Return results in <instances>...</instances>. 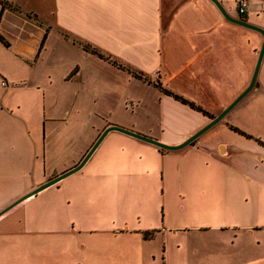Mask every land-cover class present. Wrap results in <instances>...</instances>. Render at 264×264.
I'll list each match as a JSON object with an SVG mask.
<instances>
[{
    "label": "crops",
    "instance_id": "crops-1",
    "mask_svg": "<svg viewBox=\"0 0 264 264\" xmlns=\"http://www.w3.org/2000/svg\"><path fill=\"white\" fill-rule=\"evenodd\" d=\"M53 1L52 25L29 18L31 9L17 0L0 1V81L7 82L0 86V211L48 180L56 147L66 154L58 167L62 173L82 160L110 124L177 145L248 89L219 122L182 148L164 149L118 131L117 146L125 152L121 162H113L100 142L80 169L47 189L57 185L69 198L83 186L123 191L134 211L110 230L136 233L147 228L137 224L149 178L147 182L163 187L164 198H171L178 188L176 197L186 200L180 208L194 219L238 221L197 226L204 235L221 232L241 243L245 233L256 240V251L262 245L264 252V222H259L264 219V146L257 140L264 138V51L250 85L262 33L228 20L212 0ZM218 1L229 16L264 30V0H248L243 13L238 12L239 0ZM51 33L77 49L80 40L85 41L143 77L108 60L83 78L77 63L63 81L78 80L77 91L91 96L90 109L84 115L80 106L65 110L61 118L67 129L46 131V92L52 81L50 73L35 72L51 48ZM60 48L59 53H66V46ZM89 55L84 52V59ZM157 83L213 117L165 93ZM75 96L72 102L78 104ZM117 96L124 110L130 102L131 110L137 107L143 113L131 111L137 118L96 125L95 119L111 114L108 101ZM79 100L81 105L80 95ZM77 122L91 130H68ZM112 131L104 138L114 135ZM95 157L104 162L92 163ZM115 171L127 178L109 179ZM45 189L0 214V264H101L74 259L76 248H85V243H76V228L35 223L30 203Z\"/></svg>",
    "mask_w": 264,
    "mask_h": 264
},
{
    "label": "rangeland",
    "instance_id": "rangeland-1",
    "mask_svg": "<svg viewBox=\"0 0 264 264\" xmlns=\"http://www.w3.org/2000/svg\"><path fill=\"white\" fill-rule=\"evenodd\" d=\"M17 1L23 7L31 9L26 15L34 19L36 23L42 21L49 25L53 24V0ZM49 38L51 48L47 57L44 58V55L43 60L36 64L35 72L36 76L41 72L50 73L52 81L50 89L46 92L48 97L45 130H66L61 118L62 113L65 110L71 112L74 109L75 111V108L80 106L84 115L86 110L90 109L91 96H89V92L77 91L75 84H78V80L74 81L73 79L72 84L63 81L64 74L74 73L78 63L81 76L84 78L85 74H90L92 70L94 72L96 68H101L102 63L108 60L93 52L91 45L85 41L80 40L79 51L70 42L58 40L53 33ZM60 46H66V53H59ZM84 52L90 53L88 59H84ZM133 91L142 93V90L139 89H133ZM74 95H76L75 102L78 104L72 102ZM78 95L81 98V105L80 100L76 101ZM113 100L108 101L111 102V114L107 113L106 116L95 119L96 125L100 126L104 120L118 121L121 118L129 119L130 117L135 119L137 111L142 113L144 111L143 109L137 110V107L131 110L130 102L126 104L127 110H124L123 103L118 96ZM131 111H135V114H131ZM71 129L88 132L91 127L84 122H77L70 125L68 130ZM112 132L114 135L104 138L105 134L100 140L101 143L103 142L101 148L109 149L106 155H111L113 162H121L125 152L117 146L118 131ZM257 138L264 141V138L260 136ZM112 146L114 147L112 148ZM51 156L53 161L50 166L54 168L48 172V180L61 173L58 167L61 166L66 154L60 153L56 147ZM103 162L104 159L99 157L92 160V163ZM108 177L112 180L127 178L120 171H115ZM147 181L149 178L146 179V183H148L146 205L141 223L137 224L140 228H147L137 230L136 233L110 230L113 227H119L123 219L132 216L134 211V206L130 205L134 203L123 197V191L114 192L99 188L95 190L93 187L83 186L75 190V196L69 198V195L65 196L56 185L49 189L46 188L45 192H42L30 203V207H33L36 224L44 221V227H74L77 229L76 243H85V248H76L74 253V259L79 262L94 261L101 264H264L263 246L258 247L256 251L254 237L243 233L242 241L239 243L233 241L231 237H226L225 233L215 232L218 235L209 236L200 231V227L210 223L224 225L226 222L235 224L238 221L233 219H194L183 211V206L180 208L183 203L185 205L186 200L176 197L178 188H175L173 195L168 199L161 195L163 187L154 186ZM136 204L140 205L139 202ZM259 222H264V219ZM219 237H223V241H220ZM251 243L253 244L251 245Z\"/></svg>",
    "mask_w": 264,
    "mask_h": 264
},
{
    "label": "water",
    "instance_id": "water-1",
    "mask_svg": "<svg viewBox=\"0 0 264 264\" xmlns=\"http://www.w3.org/2000/svg\"><path fill=\"white\" fill-rule=\"evenodd\" d=\"M216 5L217 7L219 8V10L222 12V14L225 16V18H227L228 20H231L233 22H236V23H239V24H242L244 26H248V27H251L253 29H256L258 30L259 32L262 33L263 35V38H264V30L257 27V26H254V25H251V24H248L247 22L241 20V19H238V18H233L231 16H229L225 10L223 9V7L221 6V4L219 3L218 0H212ZM264 51V40H263V44H262V47H261V50H260V53H259V58H258V62L256 64V67H255V70H254V73H253V76H252V80H251V84H253L254 80H255V77H256V73H257V70H258V66H259V62H260V59L262 57V53ZM248 89L244 90L243 92H241L230 104H228L219 114H217L215 117H213L208 123H206L204 126H202L200 129H198L196 132H194L192 135H190L186 140H184L183 142H181L180 144H177V145H168V144H165V143H162L154 138H151V137H148V136H145L143 134H140V133H137V132H134L132 130H129V129H126L124 127H121V126H118V125H109L107 126L102 132L101 134L99 135V137L97 138V140L93 143V145L90 147V149L88 150V152L85 154V156L82 158V160L76 165L74 166L73 168L65 171V172H62L61 174H58L57 176L53 177V178H50L49 180H47L46 182L40 184L39 186L35 187L34 189H32L31 191L27 192L26 194L20 196L19 198H17L14 202H12L11 204H9L8 206H6L5 208H3L1 211H0V214L2 212H4L6 209H8L9 207H11L12 205L16 204L17 202L25 199L26 197H29L31 195H35L36 193H38L39 191L57 183L58 181H60L62 178L66 177L67 175L77 171L78 169H80L82 167V165L87 161V159L89 158V156L92 154V152L95 150V148L97 147V145L99 144L100 140L103 138V136L109 132L110 130H117V131H120V132H123V133H126V134H129V135H132L134 137H137V138H140L142 140H145L147 142H150V143H153L161 148H164V149H179V148H182L183 146L191 143L194 139H196L200 134H202L204 131H206L208 128H210L211 126H213L214 124H216L217 122H219L223 116L247 93Z\"/></svg>",
    "mask_w": 264,
    "mask_h": 264
},
{
    "label": "trees",
    "instance_id": "trees-1",
    "mask_svg": "<svg viewBox=\"0 0 264 264\" xmlns=\"http://www.w3.org/2000/svg\"><path fill=\"white\" fill-rule=\"evenodd\" d=\"M0 1H1V0H0ZM85 46L87 47V45H85ZM91 50H92L93 52H96V53L99 54L100 56L105 57L107 60L111 61L112 63L118 65V67H121V68H123V69H126V70L132 72V74H133L134 76H136V77H140V78L143 77V76H142V73L137 72V71L131 69L130 67H127V66L123 65L122 63L118 62L117 60L109 59L110 57H109L108 55H106V54L100 52L97 48L91 46ZM144 78H146V77H144ZM156 86H157L158 88L162 89V91H164L165 93L174 96L176 99L180 100L181 102H183V103H185V104H188L190 107L195 108V109H197V110L203 112V113L206 114V115H209V117H211V118L213 117L212 114H208V112H206V111L203 110L202 108L196 106L194 103L188 101L187 99L182 98L181 96L176 95V94L172 93V92L169 91V90L163 89V88L160 86V84L157 83ZM231 128H232L233 130H235V131H238V132H240V133H243V132H241L238 128H236V127L231 126ZM249 137H251V136H249ZM257 140H258V141L264 146V142H263V141H261L260 139H257Z\"/></svg>",
    "mask_w": 264,
    "mask_h": 264
},
{
    "label": "built area",
    "instance_id": "built-area-1",
    "mask_svg": "<svg viewBox=\"0 0 264 264\" xmlns=\"http://www.w3.org/2000/svg\"><path fill=\"white\" fill-rule=\"evenodd\" d=\"M248 0H239L238 2V12L243 13L246 10ZM7 82L3 79L0 81V86H6Z\"/></svg>",
    "mask_w": 264,
    "mask_h": 264
}]
</instances>
